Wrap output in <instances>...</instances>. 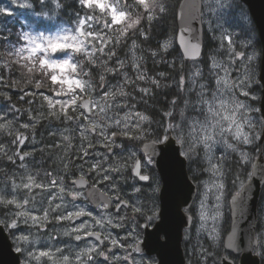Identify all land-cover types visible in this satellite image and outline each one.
<instances>
[{"label":"rangeland","instance_id":"rangeland-1","mask_svg":"<svg viewBox=\"0 0 264 264\" xmlns=\"http://www.w3.org/2000/svg\"><path fill=\"white\" fill-rule=\"evenodd\" d=\"M27 2L28 0H15V2L14 0H0V9L5 10V13H11V15L0 13V31L7 33V46L5 49H0V72L5 68V77L8 79L5 85H9L12 77L11 64H15L17 67L25 64L32 67L35 64L37 68L44 70L51 77L53 90L51 94L37 93L38 98L36 100L31 98L30 101L26 102L30 104L27 109H20L14 104L3 105L0 103V124L11 120V124L7 129H0V146L3 148V151H0V189H4V192L7 193L5 198H11L13 195L11 192L13 181L17 184L26 183L27 176H33L36 182L43 183L45 188H33L30 194L25 189H17L14 195L21 200L26 194L35 196V200L30 199L29 204L25 207L31 211L32 215L38 217L43 215L44 209H47L49 219L47 221L41 220L39 226H33L29 220L28 225L21 222L16 229L4 227L9 232L15 249L18 246L25 249L31 248L37 257H39L40 251L54 252L56 248L63 249L62 253H56L51 259L48 257L30 259L28 252L25 251L21 253L22 264H63L60 257L64 254H68L70 257L68 264H84L87 257H82L81 261H76V253L80 252L83 247H90L93 243L98 242L94 238H88V240H81L80 242L75 241L74 237L78 233L71 232V228L81 222L86 221L90 224L92 231H100L102 239L104 235L111 233L112 237L122 241L123 244H127L128 240L125 237L128 229H133L137 241L141 242L143 240V229L138 224L139 220L135 212V217H133L128 216L125 210L117 214L111 209L107 211L102 207L93 208L88 204L85 194L76 189L71 181L77 180L81 175L85 178L91 177L94 185L107 192L124 196H130L134 192V201L140 202L139 197L141 194L135 193L139 186L131 192L127 188L126 173L128 174V172L126 162L133 158L137 159L139 155H142L145 165L148 168H153V160L142 154L139 148L140 144L134 140L147 138L149 133L147 127L151 125L152 120L145 112L131 105L125 88L126 83L131 84L135 76L142 74L144 76L143 81L144 83L146 81L147 84H152L154 78H147L146 72L141 67L140 55L135 49H130L126 57L116 60V65H111L109 63V47H114V35L119 32L117 29L121 26L105 28L104 20L89 21L92 27L86 28V31L80 34L83 39L82 51L73 60V63L77 65L76 70L74 72L67 71L65 74L69 79L90 82V87H86V92L81 94L77 104L81 106L84 99H90L93 114L87 116L82 109L78 108L75 113H71V110H69L74 117L72 121L64 119L63 116L60 118L49 116L50 111L59 112L61 106L71 100L77 85H73L69 89L67 83H60L64 79L63 76L53 77L52 71L40 60V57L45 55L44 52H38L35 56L30 57V60H21L17 64L15 61L18 58L13 53L21 47L26 50L28 47L27 41L21 38L22 35L29 33L32 36L44 35L49 38L54 35H77L78 33L71 29L76 27L78 18L83 19L86 14L100 17L101 14L98 10L92 12L87 8H83V13L67 18L60 14V8L56 9L54 3L41 9L40 5L32 0L33 8L20 7L21 4ZM110 2L117 4L118 8L130 10L129 0H110ZM203 2L204 29L218 41V47L209 56L210 70L208 72L204 69L202 62H193L189 66V81L185 83L183 78L180 79L178 84L176 83L179 88L183 87L186 97L183 100L181 109L176 107V111L167 115L165 131L172 132L176 138L178 135L183 137L182 154L188 153L187 156L184 155L189 161L188 170L199 190L195 204L191 207V212L195 218L194 225L185 232L184 249L187 245L190 257L197 259L196 264H221L222 255L227 253L224 249V241L228 234L226 227L229 213L231 219L230 198L238 194L250 179L252 165L259 154L256 147L260 145L259 140L264 122L258 106L261 96H258L257 90H255V86L259 83V69L255 65L258 62L260 63L261 53L252 41L239 39V44H236L232 38L234 21H241L245 26L250 25L252 21L248 10L246 11L239 4L241 3L239 0H220L219 3H217V0H203ZM104 19L110 18L105 17ZM93 29L98 30L99 33H93ZM109 41L111 42L109 43ZM103 46L105 48L104 53L101 52ZM236 53H243V55L237 56ZM88 54H91V59L96 60L94 65H106L105 69H113L112 72H108V76L98 88L86 76L79 74L77 59L82 57L89 60ZM22 55L25 57L27 51L23 52ZM67 55V53H57L52 58L62 59ZM249 56L253 57L251 61L247 59ZM121 61L124 62L123 68L119 66ZM213 62L219 64L220 67L213 69ZM136 63L139 65L138 68L133 66ZM129 68L134 71V75L132 71L128 70ZM224 69L228 70L229 83H221L211 92L206 87L202 92L201 85L214 86L213 76L218 74V78H222L225 75ZM28 73L32 78V72ZM245 76H247L246 80ZM240 80H245V83L241 85ZM2 81L3 78L0 73V88H2ZM234 85H238V87H234ZM121 87L126 93L125 96L101 98L107 91L115 92ZM241 89L248 91L249 96L244 97L241 95ZM146 90L145 93L147 94L149 88H146ZM77 93H79L78 89ZM27 94L32 97L31 92H26V94L21 95V99L25 101L24 98ZM5 95H10V93H5ZM44 96L51 98L54 107H49L47 101L44 100ZM8 101L7 98L6 102L8 103ZM57 101H60V103L58 104ZM253 101H256V103ZM175 102L177 103L178 100H174ZM241 102L253 111L247 113L246 108L237 110L236 106ZM109 104L113 106L108 108L107 105ZM221 104H223V108ZM100 106H103V111L99 110ZM137 113L146 116L148 119L146 121L140 120ZM175 113L176 117L174 116ZM227 116L233 117L234 122L227 120L225 118ZM248 116L253 124L251 128L245 123ZM116 121L120 123L117 124ZM93 122L100 125V128L96 129L95 132L90 127ZM25 124L29 126L27 128L23 127L22 125ZM238 124L243 125V132L249 136L250 143L244 144L245 135L239 138L236 137L235 128ZM78 125L81 126V130L84 129L87 139H84L80 134V130H77ZM125 125L128 127L126 128ZM137 125H139L138 128ZM169 125H172L173 128L170 129ZM104 128H107L106 135L115 140L114 144L106 146L104 137L100 135L101 130ZM202 129H207V132L202 131ZM227 129H230V131ZM124 132H128L130 135L125 136L122 134ZM112 133H115V135L113 136ZM17 135L25 138L23 146H19L16 141ZM205 135L212 137L208 141L210 150L205 149L202 143ZM63 137H67V139H63ZM128 139L131 141L128 142ZM129 143H131L130 146H127L126 144ZM229 144L231 148L228 147ZM73 146L76 147L74 151L78 149L77 155H79L78 159L80 160L77 171H70V168L74 165L71 157L76 154V152L71 153ZM90 148L94 152L92 158L90 155L85 156L83 152L86 149L89 153ZM190 148L193 150L190 151ZM16 152L21 155L28 152L30 155L21 162L19 157L15 155ZM233 155L241 160L242 168L245 166L249 168L243 176L235 178V188H232V185L228 186L227 183L228 164ZM10 156L13 157L15 163L9 161ZM43 158H46V161ZM149 159L151 160L150 163L148 162ZM97 162H99L100 167L93 170L92 165ZM21 163L25 167H20ZM119 165H123L120 172L101 171V169L108 170ZM213 165L216 166L218 171H213ZM46 173H50V175H46ZM103 175H110L112 179L102 180ZM53 179L56 180L55 186L51 184ZM220 184L223 185L222 188L215 187V185ZM61 187L65 188V192H60ZM158 189V183H154L148 189L146 198L143 199L145 200V206L140 205L143 212H146V215L144 213L142 215L149 223H153L158 218L159 205L155 201L157 200ZM69 191L78 192L80 195L76 200H73L72 196L68 194ZM230 193L233 195L229 196ZM148 196L152 198L148 199ZM53 197L55 198L53 199ZM33 204L35 208H33ZM56 204H61V208L52 211ZM73 205L78 207L74 208ZM79 208L91 212V216H82L83 220L75 224H71L72 220L58 221L56 219L59 215H67L69 211H76ZM15 211H19V209H15L14 206L5 207L0 205V220L11 223L12 213ZM201 213L205 215V219H201ZM120 216H124L125 219L121 221ZM259 216L256 235L259 245L255 248V252L261 259H264V192L260 202ZM92 217L102 219L105 225L104 228L96 225ZM109 219L114 224L123 223L124 227H112L107 223ZM20 220H23V218H20ZM1 224L4 225V223ZM66 231L69 233L67 236L64 235ZM22 235L29 236V243L21 245L17 238ZM101 247L109 255L107 264H124L121 259H112V253L119 257L130 252V249L122 246L110 245L108 241H105ZM109 248L111 249L110 253L108 252ZM93 256L95 257L94 260L88 262V264H106L102 256L95 255V253H93ZM228 256L237 263L239 257L229 254ZM148 258L143 253H137L135 254V264H145L146 261H150ZM129 264H131V261H129ZM192 264H194V261Z\"/></svg>","mask_w":264,"mask_h":264},{"label":"water","instance_id":"water-1","mask_svg":"<svg viewBox=\"0 0 264 264\" xmlns=\"http://www.w3.org/2000/svg\"><path fill=\"white\" fill-rule=\"evenodd\" d=\"M239 1L247 7L262 47L259 82L262 86L260 113L264 119V0ZM203 6V0H182L177 11L176 43L187 61H197L203 53ZM85 104L87 107H84ZM81 108H84L87 116H92L90 99H84ZM260 144H264V128ZM181 149L182 146L173 136L161 143L150 141L142 146V153L154 160V167L163 182L159 192V219L151 228L144 226V238L139 243L140 253L156 256L155 264H187L183 249L184 231L193 225V217L187 213V210L191 208L199 190L189 176L188 158L182 154ZM88 185L87 181L83 187H76L86 189ZM263 188L264 155L261 153L252 165L250 179L229 201L231 228L225 237L224 249L228 254L239 257L237 264H262L255 248L259 245L256 234ZM87 198L94 207L111 203L108 195L97 186L87 190ZM227 253L222 255L221 264H236ZM0 264H22V254L15 250L9 233L1 223Z\"/></svg>","mask_w":264,"mask_h":264},{"label":"trees","instance_id":"trees-1","mask_svg":"<svg viewBox=\"0 0 264 264\" xmlns=\"http://www.w3.org/2000/svg\"><path fill=\"white\" fill-rule=\"evenodd\" d=\"M181 1L182 0H150V3H155L157 5V8L154 12V19L152 21H148L146 18H144L142 19L141 25L138 26L139 29L147 36V39H145L143 35L139 34L135 36L129 35L128 37L123 38L119 43H115L114 47H109V49H111L112 52L115 53V55H112V57L109 59V63L111 65H116V60L126 57L129 54L130 49H135L140 55L141 67L146 72L147 78H154L153 80L157 82L155 84H147L146 81L144 83L143 80L137 78L138 76H135L131 84L126 83L125 88L127 98L131 105L135 106L136 109L145 112L152 120L151 125L147 127L149 131L147 135L148 140H158L161 137L162 133L165 130L167 115L176 111V107H178V109H181L183 100H185L186 97V92L184 91L183 87L181 86L179 88L176 85V83L178 84L180 82V79L183 78L185 79V83L189 81V66L191 64V62L184 60L176 44V36L178 31L177 11ZM129 2V11L132 13L131 15L133 18L135 15H143L142 9L135 4V0H129ZM60 3L62 7L60 8L59 12L64 17L72 18L77 16L79 13L84 12L83 8L78 3V0H60ZM239 4L247 11V8L242 3ZM159 5H163L165 8V11L163 13L159 12ZM125 27H127V24L125 25ZM232 28L234 33L232 38L234 39L236 44H239V39L252 41L253 45L257 48L259 53H261V44L258 38V33L252 21L248 26H245L241 21H234ZM131 31L132 30H130V33ZM0 35V49H5V47L7 46V33L5 34L4 31H0ZM119 35L120 31L117 32L116 35H114V39ZM133 40H135L136 44L138 45L136 48L132 47ZM203 41V54L199 62L203 63L204 69L208 72L210 70L209 56L211 53H213L214 50L217 49L218 41L213 38L206 29L204 31ZM165 44L167 45V48L164 47ZM153 53H155V55H153ZM77 61L80 73L81 68L79 67V65H82L83 72L88 73L86 77L91 80L94 86L97 88L102 83L99 77L101 75H103L105 78L108 76V72L105 69L106 65H94L91 64L87 59L82 57L78 58ZM255 67L259 69V62L256 63ZM10 69L12 71V77L9 81V85H5L8 80L5 77V68H3L0 72L3 78V81L1 83L2 88H0L1 104H14L20 109H27L29 108L30 104L26 102L30 101L31 98L32 100H36L38 98L37 93H52L53 88L51 77L48 74L45 75L44 70H33L31 78L30 73H28L27 67H22V65H19L17 67L15 64H11ZM128 70L132 71L131 68H129ZM132 73L134 75V71H132ZM37 84L40 85L39 88L36 87ZM8 86H10V88L19 89V92L10 93V95L6 96L5 93L8 92L5 90V88H7ZM146 88H149L147 94L145 93V91H141V89ZM160 90H162L163 92ZM26 92H31L32 97L27 94L24 98V101L23 99H21V95H23L24 93L26 94ZM7 98L9 99L8 103L6 102ZM174 100H178V102L174 103ZM33 105L34 103L32 101V106ZM174 116L176 117V113L174 114ZM130 141L131 140L128 139V142ZM130 144L131 143L126 145L130 146ZM74 148L76 147L73 146L71 153L76 152V154H73L71 159L79 161V155H77L78 149L74 151ZM89 150L92 151V148H90ZM43 159L44 161H46V158ZM228 166L229 168L227 170V183L228 186L232 185L231 187L235 188V178H237L238 176H243L244 172L248 171L249 168L247 166L242 168V162L236 155H233V158L231 159ZM232 195V193L229 194V196ZM230 220L231 219L229 213L226 227L228 232L230 230ZM186 246L187 245H185L184 250L186 258L188 260V264H192L193 261L194 264H196L197 259H192V257H190L188 248ZM262 264H264V259H262Z\"/></svg>","mask_w":264,"mask_h":264},{"label":"snow or ice","instance_id":"snow-or-ice-1","mask_svg":"<svg viewBox=\"0 0 264 264\" xmlns=\"http://www.w3.org/2000/svg\"><path fill=\"white\" fill-rule=\"evenodd\" d=\"M15 2V0H14ZM220 0H217V3H219ZM36 4L40 5L41 9H44L46 7H48L50 4L54 3L56 9H59L62 7L60 0H35ZM78 3L81 5L82 8H87L92 12H95L96 10L99 11V13L101 14L100 17H95L92 15H88L86 14L85 17L83 19H77L76 22V27L74 29H71L73 31H76L79 34H83L86 31V28H90L92 27V25L89 23V21H93V20H104V27L105 28H112L113 26H121L119 27L117 30L120 31V35L117 36L115 38V43H119L123 38L128 37L129 35L131 36H135L137 34L139 35H143L145 39H147V36L139 29V25H141L142 19L146 18L148 21H152L154 19V12L157 8V5L155 3H150V0H135V4L138 5L142 11H143V15H135L134 18L132 17V13L130 11H127L125 9L122 8H118L117 4H113L110 2V0H78ZM20 7H24V8H28L31 9L34 7V4L32 3V0H28L27 3L21 4ZM159 12L163 13L165 11V8L163 5H159ZM0 13H4L7 15H11V13H5V10L0 9ZM105 17H108L110 19H104ZM127 24V27H125L124 25ZM87 26V27H86ZM130 30L131 33H130ZM93 33H99L98 30L93 29L92 31ZM24 41H27V44H31L34 43V40H32L31 38L28 37L27 33H24L21 37ZM111 41H109L110 43ZM138 45L136 44L135 40H133L132 42V47L136 48ZM165 48H167V45H164ZM25 50L24 47L19 48L18 50H16L13 54L15 57H17L18 59L15 61L17 64L20 63L21 60L23 61H28L30 60L29 58H26L22 55V52ZM71 51V49H62V50H58L55 52V54L57 53H67ZM105 48L104 46L101 48V52L104 53ZM231 51V49H230ZM76 55H79V53H77ZM89 55V62L92 64L96 63V60L91 59V54ZM112 55H115L114 52L111 51V49H109V59L111 58ZM153 55H155V53H153ZM237 56H242L243 53H236ZM248 61H251L253 59L252 56L247 57ZM43 63V61H41ZM120 68L124 67V62L121 61L119 64ZM134 67L138 68L139 65L136 63L133 65ZM22 67H27L28 72H32L33 70H37V71H41V69L37 68L35 64L32 65V67H28V65H22ZM79 67L81 68V73H79L80 75H84L87 76L88 73L87 72H83L82 70V65H79ZM220 65L213 62L212 63V68L216 69L219 68ZM107 72H112L113 69L112 68H107L106 69ZM225 72V75L222 78H218V74H215L213 76L214 79V86H210V85H205L202 84L201 85V90L203 92L204 88H208L209 92L214 91L215 87L220 85L221 83L224 84H228L229 83V79H228V70L224 69L223 70ZM45 75H47V72H44ZM197 75H199V73H197ZM140 80L144 79V76L141 74L137 77ZM105 79V77L103 75L100 76V80L101 82H103ZM126 82H127V77L125 78ZM247 79V76H245V80ZM245 80H240V84L243 85L245 83ZM55 83V81H53ZM78 82V86L77 89L79 90V93H77V89L73 92V96L71 98V100L66 103L63 104L61 106V109L59 112L57 111H50L49 112V116H53V117H57L60 118L61 116H63L64 119H67L69 121H72L74 119L73 115L71 113H75L77 111V109H83L81 108L80 105L77 104V100L80 99L81 94L86 92V87H90V82L87 80H77ZM152 83H157L155 80L152 81ZM37 88L40 87L39 84L36 85ZM234 87H238V85H234ZM141 91H147L146 89H141ZM126 93L123 91V88H119L117 91L112 92V91H107L106 93H104V96L101 98H107V97H116V96H125ZM241 95H243L244 97H248L249 96V92L248 91H244L243 89H241ZM44 100L47 101V103L49 104V107L52 108L53 103L51 98H49L48 96H44ZM57 103L59 104L60 101H57ZM113 105L109 104L107 105L108 108H111ZM119 106V105H117ZM221 107L223 108V104H221ZM239 108H246L247 113H250L251 111H253V109L247 107L245 105V103L241 102L239 104H237L236 109L238 110ZM71 110V113L70 111ZM100 111H103V106H100L99 108ZM210 110H211V106H210ZM84 112H86L84 110ZM215 114V113H214ZM81 115H83V113H81ZM137 115L139 116L140 120L142 121H146L148 118L146 116H142L139 113H137ZM227 120H229L230 122H234V118L227 116L225 117ZM117 124H119V121H116ZM245 123L248 124V127H253V124L251 122V118L248 116ZM11 124V120H9L7 123H2L0 124V129H7ZM23 127H28L29 125L25 124L22 125ZM90 127L93 129V132H95L96 129L100 128V125L98 123L93 122ZM125 127L127 128L128 126L125 125ZM139 127V125H137V128ZM169 128H173L172 125H169ZM77 130H80V134L82 137H84V139H87V136L85 135L84 129L81 130V126L78 125L77 126ZM230 131V129H227ZM202 131L207 132V129H202ZM107 132V128H104L103 130H101L100 135L104 137V141L106 142V146L107 145H111L115 143V140L111 139L108 135H106ZM125 136H129L130 134L128 132H124L122 133ZM112 135L114 136L115 133H112ZM63 139H67V137H63ZM168 137L165 136V140H167ZM212 137L210 135H205L204 136V140L202 141L204 148L205 149H209L210 150V146L208 144V141L211 140ZM16 141L18 142L19 146H23V144L25 143V138L22 137L21 135H17L16 136ZM176 142L178 144H180L181 146H183L184 144V139L182 136H177L176 138ZM244 144H248L250 143V139L249 136L246 134L244 136V140H243ZM91 146V145H90ZM229 148H231V145H228ZM190 151H192L193 149H189ZM0 151H3L2 146H0ZM84 155L87 156L88 152L86 149L83 150ZM16 156L19 157V160L21 162H23L25 160V157L29 156L30 153L25 152L22 155L19 152L15 153ZM185 156L188 155L187 152L184 153ZM190 158V157H189ZM10 162L15 163V160L13 159V157H9L8 158ZM149 163L151 162V160L149 159L148 161ZM20 167H25V165L23 163H21ZM65 167H67V165H65ZM99 162H97L96 164L92 165L93 170H95L96 168H99ZM123 165H119L117 167L114 168H110L108 170H104L101 169V171H112V172H120L122 169ZM141 162L140 161H136L135 166L133 168V173L134 176L138 177L140 181H149L150 177L148 175H143L141 174ZM213 171H218L216 166L213 165ZM46 175H50V173H46ZM102 180H109L112 179V177L110 175H103L101 177ZM73 185L78 186V187H83L87 181L85 180V177L83 175H81L79 180H73L72 181ZM52 186L56 185V180H52L51 181ZM215 187H219L222 188L223 185H215ZM33 188H45V185L43 183H37L36 179L29 175L27 176V182L26 183H20L17 184L15 183V181H13L12 186H11V192L13 193V195L11 196V198H5L7 193L4 192V189H0V205H4L5 207L8 206H14L15 209H19V211H15L12 213V219H11V223H5L4 221L0 220V223H4L5 227L11 228V229H16L18 227L19 223H23L25 225H28L29 220L32 222L33 226H39V223L41 220L43 221H47L49 219L48 216V210L44 209L43 210V215L38 217L37 215H32L31 211L29 209H27L25 206L29 204L30 199L32 201L35 200V196H29L28 194H30L32 192ZM17 189H25L27 190V193L24 197H22L21 199H18L16 195H14L17 191ZM137 192L140 191L139 188L136 189ZM60 192H65V188L61 187L60 188ZM69 195L72 196L73 200H76L79 197V193L78 192H74V191H69L68 192ZM55 197H53L54 199ZM117 200H119V197H116ZM217 199H219V197H217ZM61 204H56L55 208L52 209V211H55L56 209H60L61 208ZM108 203H104L102 205H100V207L107 209L108 208ZM74 208H77V205H73ZM121 207H128V204L126 201H119V203L116 205L117 208V212L120 211ZM33 208H35V205L33 204ZM133 211L135 213H140L143 214V209L139 206L134 207ZM91 216V212H86L83 208H79V210L76 211H69L67 213V215H59L56 217V219L58 221L61 220H74L73 217L76 218H80L82 216ZM20 218H23V220H20ZM205 215L203 213H201V219H205ZM92 219L95 221V224L98 225L100 228H104V222L102 221V219H96L95 217H92ZM119 219L121 221H123L125 219L124 216H120ZM107 223L109 225H111L114 228L117 227H124L123 223L121 224H114L113 221L111 219L107 220ZM87 225V227H85ZM87 229V230H85ZM71 232L73 233H78L77 235H75L74 239L76 241H81V240H85L88 237H93L94 240L98 243H93L90 247L86 246L83 247L82 250L80 252L76 253L75 259L76 261H81L82 257H87V261L84 262V264H88V262L94 260V256L93 253H95V255L98 256H102L104 261L107 262L109 261V255L105 253V251L103 250V248L101 246L104 245L105 241H108V243L110 245L113 246H122L126 249H130V252H128L127 254L123 255V256H116L115 253H112V259H121L124 264H129V261H131V264H135V254L140 253L141 252V248L139 247V242L137 241L136 238V233L133 229H128V233L127 236L125 237V239L128 240L127 244H123L122 241L118 240L117 238L112 237L111 233H108L106 235L103 236V239L101 238V232L100 231H92L91 230V225L88 224L86 221L85 222H81L79 225L74 226L71 228ZM65 236L69 235V233L66 231L64 233ZM18 241L21 243V245L23 244H27L29 243V236L28 235H22L19 236ZM17 252L23 253L25 251L28 252V256L30 259H39V257H48L49 259L53 258L55 256L56 253H62L63 249L61 248H56L54 252H50V251H40L39 252V257L36 256L35 253L32 252L31 248H23L22 246H18L16 248ZM108 252H111V249H108ZM69 255L68 254H64L62 255V257H60V260H62L63 264H68L69 262Z\"/></svg>","mask_w":264,"mask_h":264},{"label":"flooded vegetation","instance_id":"flooded-vegetation-1","mask_svg":"<svg viewBox=\"0 0 264 264\" xmlns=\"http://www.w3.org/2000/svg\"><path fill=\"white\" fill-rule=\"evenodd\" d=\"M258 82H259V80H258ZM12 89H13V91H12ZM5 90L8 92V93H15V92H19V89H17V88H10V86H8L7 88H5ZM255 90H257V93H258V96H261V91H262V86L260 85V82L255 86ZM15 91V92H14ZM254 103H256V101H253ZM258 106H259V108H260V101L258 102ZM261 114V113H260ZM262 117V116H261ZM263 122H264V119H263ZM264 128V127H263ZM263 130V129H262ZM261 133H262V131H261ZM165 136H167L168 138L170 137V136H173L174 138H176L174 135H173V133L172 132H166L165 130H164V132L162 133V135H161V137L158 139V140H148V138H146V139H140V140H137V139H134L135 141H136V143H139L140 144V149H141V152H142V146H143V144L144 143H146V142H150V141H156V142H159V143H161V142H164V141H166L165 140ZM260 137H261V135H260ZM259 144H260V140H259ZM257 148V151L259 150V154H258V157H259V155L261 154V153H263V155H264V144L263 145H259V146H257L256 147ZM255 148V149H256ZM128 150V149H127ZM143 154V153H142ZM145 157H147V156H145ZM258 159V158H257ZM256 159V160H257ZM136 161H140L141 162V169H140V171H141V174H143V175H148L149 177H150V180L149 181H140L139 180V178L138 177H136V176H134V173H133V168H134V166H135V163H136ZM154 162V161H153ZM126 165H127V172H128V174L126 173V182H127V188L129 189V192H131L133 189H135V188H137L138 186H139V189H140V191L139 192H137V191H135V193H137L138 195H140V197H139V201L140 202H136V201H134V199H135V197H133V194H134V192L132 193V195H130V196H124V195H118V194H114V193H110V192H107V191H105V190H103V189H101L105 194H107L108 195V198L110 199V201H111V203L110 202H108V208L106 209L107 211L108 210H113L114 212H116L117 214L118 213H120L121 211H124L125 210V212H127V214H128V216H133V217H135V215H136V217L138 218V220H139V226L143 229V238H144V234H145V228H144V226H148L149 228H151V227H153L154 226V224L158 221V219H159V212H158V218H157V220L156 221H154L153 223L152 222H146V220L144 219V217H143V215L142 214H140V213H136L135 215H134V211H133V209H134V207H136V206H139L140 207V205L141 206H145L144 204V201L145 200H143V199H145L146 198V193H147V191H148V189L150 188V187H152L153 185H154V183H158V185H159V189L157 190V195H156V198H157V200H155L156 201V204L157 205H159V211H160V198H159V192H160V190L162 189V186H163V182H162V179H161V177H160V175H159V173L156 171V169H155V167L153 166V168H148L146 165H145V162H144V160H143V156L142 155H139L138 157H137V159L136 158H133L132 160H129V161H127L126 162ZM190 177L192 178V176L190 175ZM85 180H87L88 182H89V185H88V187L86 188V189H79L81 192H83L84 194H85V196H86V199H87V201H88V204L89 205H91L93 208H101V207H94L90 202H89V200H88V198H87V190L90 188V187H92V186H96V185H94V183H93V181L91 180V177L89 178V177H86L85 178ZM71 184L73 185V183H72V181H71ZM74 186V185H73ZM76 187V186H75ZM98 187V186H97ZM76 189H78L77 187H76ZM137 195V196H138ZM119 197V200H117L116 199V197ZM150 198H152V197H150V196H148V199H150ZM119 201H126L127 202V204H128V207H121L120 208V211L119 212H117V208H116V205L119 203ZM147 201V200H146ZM142 202V203H141ZM145 215H146V212H143ZM149 213V212H148ZM188 213H190L192 216H193V213L191 212V209L188 211ZM74 220L76 219V221H74V220H72L71 221V224H75L76 222H80V221H82L83 220V217H80V218H76V217H74L73 218ZM89 238V237H88ZM88 238H87V240H88ZM91 238H93V237H91ZM76 241V240H75ZM78 242H80V241H78ZM140 243V242H139ZM147 256V255H146ZM149 258V260L150 261H146L145 262V264H155V263H157V258H156V256H148Z\"/></svg>","mask_w":264,"mask_h":264},{"label":"clouds","instance_id":"clouds-1","mask_svg":"<svg viewBox=\"0 0 264 264\" xmlns=\"http://www.w3.org/2000/svg\"><path fill=\"white\" fill-rule=\"evenodd\" d=\"M27 35L34 40V43L28 44L27 50L25 49L23 51H27L25 57H33L38 52H44L45 55L40 57V60L43 61V64L52 71L53 77L63 76L64 79L61 80L60 83H67L69 89H71L73 85L78 86L77 80L69 79L65 73L67 71L74 72L76 70L77 65L73 63V60L76 54L82 51L81 45L83 44V39L80 34L54 35L51 38L44 35L32 36L29 33H27ZM62 49H71V51H69L68 55L62 59H53L52 56L55 52ZM84 107H87V104H85ZM235 135L237 138L245 135L243 132V125L238 124L235 128Z\"/></svg>","mask_w":264,"mask_h":264},{"label":"bare ground","instance_id":"bare-ground-1","mask_svg":"<svg viewBox=\"0 0 264 264\" xmlns=\"http://www.w3.org/2000/svg\"><path fill=\"white\" fill-rule=\"evenodd\" d=\"M209 54V53H208ZM172 58V57H171ZM166 60V59H165ZM169 60V59H168ZM167 61V60H166ZM165 62V61H164ZM173 62V61H172ZM171 62V63H172ZM152 63V62H151ZM204 63H206V62H204ZM169 65V64H168ZM182 70H183V68H182ZM171 83V82H170ZM169 85V84H168ZM161 86V85H160ZM170 86H171V84H170ZM169 87V86H168ZM170 88V87H169ZM168 88V89H169ZM159 91V90H158ZM160 91H162V90H160ZM163 92V91H162ZM170 92V91H169ZM154 94V93H153ZM156 117H158V116H156ZM162 124V123H161ZM160 124V125H161ZM157 126V125H156ZM154 127H155V125H154ZM162 127V126H161ZM158 128V127H157ZM155 129V128H154ZM136 146V145H135ZM42 151V150H41ZM93 151H89V153H88V155H90V157L92 158V155H93ZM66 156V155H65ZM46 158H48V157H46ZM88 158V157H87ZM1 161V160H0ZM49 162V161H48ZM74 162V165H72V167L70 168V171H77V168L79 167V162H80V160L78 161V160H74L73 159V161H72V163ZM45 164V163H44ZM47 165H49V164H47ZM67 165H69V164H67ZM5 166V165H4ZM71 166V165H70ZM48 167V166H47ZM54 167V166H53ZM46 168V167H45ZM49 168V167H48ZM47 168V169H48ZM68 171V170H67ZM125 173H126V171H125ZM72 174V173H71ZM82 174V173H81ZM125 176V175H124Z\"/></svg>","mask_w":264,"mask_h":264}]
</instances>
